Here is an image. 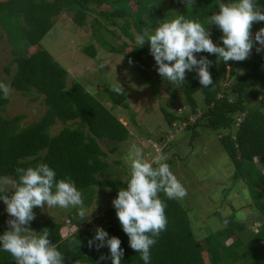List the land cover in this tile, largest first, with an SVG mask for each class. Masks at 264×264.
<instances>
[{"label":"trees","instance_id":"obj_1","mask_svg":"<svg viewBox=\"0 0 264 264\" xmlns=\"http://www.w3.org/2000/svg\"><path fill=\"white\" fill-rule=\"evenodd\" d=\"M217 3L218 0H195L194 5H186L184 0H0V25L19 51L13 61L14 72L12 63L5 68L10 80L2 78L0 81L23 94L43 96L47 106L40 120L24 126L23 114L11 118L3 115L10 99L0 98V178L11 177L16 181L17 168L47 163L56 171L57 179L71 178L75 182L87 204L92 201L95 187H105L104 196L112 199L126 186L127 180L121 177L103 178L110 175V165L100 141L113 142L112 150L116 151L117 146L130 137L127 124L79 81L70 84L68 69L41 47V41L63 12H72L79 26L85 24L90 13L100 15L104 21L98 18L91 21L92 37L110 52L126 56L156 89L158 80H163L157 67H153L155 60L147 49L149 45L146 43L142 48L136 45L127 53V43H122L121 47L110 43L102 32V23L119 27L134 42L136 32L150 31L160 20L171 19L177 14L204 22L219 10ZM258 3L264 8V0ZM104 5H110L111 9H99ZM206 27L213 42L222 43L220 30L214 25ZM260 27H264V22L254 23L253 33ZM109 33L115 36V31L109 30ZM28 48L38 50L26 55L24 50ZM83 51L93 58L97 56L95 44L85 46ZM196 55L197 58L208 56L213 62L209 68L213 85L205 88L194 71L188 72L182 86L177 88L168 83L169 100L172 102L181 91L192 114L202 110L199 118L205 121L203 126L220 135V143L235 168L234 180L248 185L254 208L264 222V52L257 53L253 48L245 61L227 63L217 62V57L208 53ZM239 69H242L240 73ZM227 72L233 83L223 88ZM113 88L111 84L104 87L112 107H128L126 93H116ZM197 93H201L203 105L197 101ZM160 110L171 130L175 129L176 122L187 123V128L198 134V124L189 125L188 115L180 116L167 106H161ZM58 122L64 126L52 134V127ZM165 162L171 165L173 161ZM160 197L166 203L168 223L151 249V264H264V223L260 230L252 231L232 214L222 227L206 228V233L199 236L193 228L190 207H186L182 199L169 200L163 193ZM74 218L71 215L73 232L67 237L62 233L64 224L53 219H34L28 227L37 232L48 229L49 239L64 253V264H97L102 255H109L107 247L97 251L88 246L97 226L110 236L120 238L124 249L122 264H143L139 254L129 247V238L121 229L117 216L112 220L101 217L94 225L86 227ZM3 232L0 222V234ZM78 239L81 243L77 247L74 241ZM229 239L232 241L228 242ZM0 264H15V261L9 253L0 252ZM102 264H111V261L106 259Z\"/></svg>","mask_w":264,"mask_h":264},{"label":"rangeland","instance_id":"obj_2","mask_svg":"<svg viewBox=\"0 0 264 264\" xmlns=\"http://www.w3.org/2000/svg\"><path fill=\"white\" fill-rule=\"evenodd\" d=\"M99 9H111V6L104 5ZM95 18L104 21L94 12L89 14L83 26H79L74 21L72 12H63L56 19V25L41 41V47L47 49L68 69L70 84L74 80L79 81L108 108H112V112L128 126L130 137L117 146L116 151L112 150L113 142L100 141V145L107 153L105 160L110 165V175L103 178L121 177L124 181L127 180L129 167L126 156L128 149L135 144L143 149L145 157L153 162V165H156L159 157H164L165 161H173L170 168L186 189L187 194L182 201L186 207H190V217H192L193 228L197 235H204L206 228L217 230L232 214L244 221L252 231L260 230L264 222L260 221L259 214L254 208L248 185L242 180H234L235 168L220 143V135L203 126L205 121L199 118L202 110L199 109L196 114H192L185 95L181 91H178L177 97L170 102L166 90L168 82L158 80V87L153 89L149 80L143 76L137 66L129 62L126 56L110 52L100 45L92 37L91 21ZM102 24L104 26L102 32L112 45L121 47L125 42L127 43L125 51L127 53L133 51L136 46L135 41L127 38L119 27L105 22ZM109 30L115 31L114 37ZM132 30L136 32L134 27ZM90 44L96 45L97 56L95 58L83 51V48ZM147 49L149 50V47ZM32 50H38V48H28L24 52L28 55ZM17 54L19 51L15 50L0 25V79L10 80V75L6 74L5 68L12 63L14 72L16 66L13 61ZM153 67H157L155 62ZM238 71L240 73L242 69ZM119 83L127 95L128 107L126 108L112 107V103L104 94L106 84L117 86ZM232 83L233 79L228 78L227 72L222 87H229ZM35 95V93L23 94L11 89L10 101L2 111L3 115L11 118L23 114L22 125L24 126L37 122L46 112L47 106L43 96L36 98ZM196 97L200 105H203L201 93H197ZM161 106L169 107L171 111L180 116L188 115L189 125L198 124V134L188 129L187 123L176 122L175 129L171 130L160 110ZM63 126L61 122L56 123L52 127V134L58 133ZM236 128L235 126L234 130ZM7 179L9 183L6 188L11 189L15 180L11 177ZM105 190V187H95L91 203L87 204L83 200L84 210L89 214L87 217L89 220L82 221L83 227L94 225L101 220V217L105 220L115 218L116 211L112 206L114 198L104 196ZM5 209L6 205L0 203V222L4 231L8 229L7 220L10 219ZM79 210L78 208L62 209L59 207L33 209L37 220L53 219L63 223L64 237L73 232L71 215L75 217V221L80 220ZM231 241L232 239L228 240V242Z\"/></svg>","mask_w":264,"mask_h":264},{"label":"clouds","instance_id":"obj_3","mask_svg":"<svg viewBox=\"0 0 264 264\" xmlns=\"http://www.w3.org/2000/svg\"><path fill=\"white\" fill-rule=\"evenodd\" d=\"M184 2L194 5L195 0ZM217 4L219 10L204 22L177 14L171 19L160 20L150 31L135 34L138 48L146 43L149 45L156 71L163 81L178 88L186 82L187 73L194 71L199 83L207 88L213 85L209 71L213 62L208 56L197 58L196 54L215 55L217 62L227 63L245 61L253 48L257 53L264 52V27L255 33L252 31L254 23L264 22V8L258 0H218ZM208 25L220 30L222 43L213 42ZM113 91L121 93L124 89L119 83ZM10 92V86L0 81V98L7 99ZM126 162L129 167L127 183L119 189L112 206L121 229L129 238V247L139 254L143 264H151V249L168 223L166 203L160 193L169 200L183 199L187 193L164 157L157 158L154 167L143 149L133 144L128 149ZM16 173L18 179L11 190L6 188L8 179L0 178V201L6 205L10 217L8 229L0 234V252L9 253L15 264H64V253L49 239L48 229L37 232L28 225L35 219L34 208H78L81 222L89 220L81 191L71 178L57 179L56 171L47 163L17 168ZM74 243L78 247L81 241L78 239ZM88 246L97 251L105 247L109 250V255H102L97 264L106 259H110L111 264H122L121 240L110 236L104 228L96 227Z\"/></svg>","mask_w":264,"mask_h":264}]
</instances>
